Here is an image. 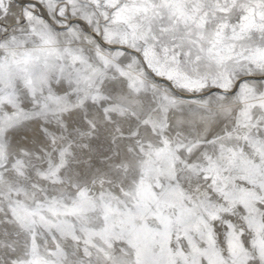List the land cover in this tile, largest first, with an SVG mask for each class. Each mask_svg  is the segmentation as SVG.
Masks as SVG:
<instances>
[{
    "label": "snow or ice",
    "instance_id": "6c2138e0",
    "mask_svg": "<svg viewBox=\"0 0 264 264\" xmlns=\"http://www.w3.org/2000/svg\"><path fill=\"white\" fill-rule=\"evenodd\" d=\"M0 264H264V0H0Z\"/></svg>",
    "mask_w": 264,
    "mask_h": 264
}]
</instances>
